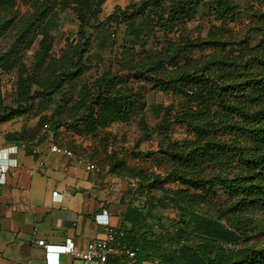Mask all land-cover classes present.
I'll return each instance as SVG.
<instances>
[{
	"label": "trees",
	"instance_id": "obj_1",
	"mask_svg": "<svg viewBox=\"0 0 264 264\" xmlns=\"http://www.w3.org/2000/svg\"><path fill=\"white\" fill-rule=\"evenodd\" d=\"M17 1L0 0V38L11 34L8 48L0 49V124L29 114L38 121L32 133L24 125L6 133V141L41 137L36 128L41 131L45 123L56 131L66 127L96 135L113 123L138 118L145 132L149 128L139 92L147 84L185 99L174 118L165 112L154 130H166L173 122L185 125L192 138L170 140L162 150L172 159V167L165 176L155 174L140 184L152 192L166 182L181 183L184 188L147 198L152 209L175 206L180 217L157 230L141 209L133 217L125 212L121 227L126 236L121 242L135 249L136 257H116L113 264H264V241L250 242L257 234L252 214L264 211V0H139L124 8L115 5L107 19L125 22L133 45L122 47L116 70L109 67L92 81L81 79L90 70L85 56L88 40L52 54V3L22 0L30 9L20 15ZM103 1H97L98 8ZM200 8L209 17L204 35L189 27ZM78 12L83 29L87 20L82 10ZM241 12L250 20L236 29L231 25ZM39 34V47L20 81L17 104L8 106L2 74L22 64L23 53ZM147 36L153 37L154 47L136 49L137 44H146ZM106 40H101L102 47ZM133 79L138 88L132 87ZM64 90L62 99L55 101ZM67 102L72 103L66 106ZM118 162L134 171L125 161ZM220 192L227 198L218 203L217 216L193 207Z\"/></svg>",
	"mask_w": 264,
	"mask_h": 264
},
{
	"label": "rangeland",
	"instance_id": "obj_2",
	"mask_svg": "<svg viewBox=\"0 0 264 264\" xmlns=\"http://www.w3.org/2000/svg\"><path fill=\"white\" fill-rule=\"evenodd\" d=\"M50 1L53 5L51 17L52 24L50 25L49 33L51 35L52 47L51 51L54 55H59L61 50L67 47L68 44L76 42H84L88 40L86 45L87 56L86 63L90 66V70L85 72L81 79L83 81H92L95 77L101 75L109 67L116 70L118 68L117 59L121 56L122 47L124 45H133L129 27L125 22L114 19H107V16L113 11L115 5L126 7L129 2L139 0H104L99 8L96 3L98 0H41ZM93 6V10L91 7ZM15 8L20 15L27 13L30 9L29 4L18 0ZM78 9L85 14L87 24L81 27L82 19L80 18ZM250 20V16L241 12L237 23L231 25L236 29H240L243 24ZM209 17L204 12V8H200L194 20L189 23L194 34H206L208 29ZM83 30V31H82ZM11 34L5 38H0V49H6L10 45ZM69 36L70 39L66 40ZM76 37V41L72 42V38ZM39 34L30 49L23 53L22 64L11 69L9 72L2 74L1 90L3 93L4 102L8 106H16V98L20 91L21 78L25 76L26 70L30 68L33 53L39 47ZM107 38L105 46L100 44L101 40ZM146 44H137L136 49H150L154 47L155 41L152 36L146 37ZM107 42V43H106ZM124 77L133 76L129 72H123ZM132 87L138 88L139 83L132 80ZM67 88V87H66ZM33 86L31 93L35 91ZM66 90L61 94L55 95L54 100L62 99ZM72 93V91H71ZM140 97L145 103L144 117L146 119L148 130L144 132L142 123L138 118L133 119L128 123H113L105 129H99L96 135H88L71 130L70 128L61 127L59 130L52 129L54 139L63 145L70 146L74 152L88 157L106 170L107 175H114L124 180L126 184L125 194L121 201L123 215L125 212H131V217L136 216L138 209L142 210L146 216V221L152 224L157 230L160 227H168L180 217V212L175 206H158L151 208L147 202V198L151 195L160 196L163 192L171 189L184 188L179 182H166L158 189L146 192V189L140 187L152 179L153 175L160 174L165 176L167 171L172 167V159L163 152L162 148L168 145L170 140L183 142L185 139H191L192 134L185 125L171 123L168 129L154 130V127L160 125L163 121L164 113L167 112L172 120L175 114L180 110L185 102V99L173 95L172 93L154 90L151 84H147L145 88H141ZM70 96V95H69ZM66 96L63 103H66ZM39 98L34 101L33 109ZM72 102H67L69 106ZM52 105L48 112L52 111ZM38 117L33 114L23 115L12 120L11 128H17L21 125H26L29 132L32 133ZM37 133L40 132L36 128ZM168 133V136L165 135ZM118 161H125L134 171L125 170ZM116 164L113 168L111 164ZM119 163V164H118ZM124 175H120V174ZM137 188V189H136ZM136 189V190H135ZM227 197L220 192L219 195L211 199L205 204H194L193 207L207 214L218 215V203L224 201ZM122 215V216H123ZM255 228V236L250 238V242L264 241V211H255L252 214ZM128 227H131L132 222H127ZM144 264H152L145 262Z\"/></svg>",
	"mask_w": 264,
	"mask_h": 264
},
{
	"label": "crops",
	"instance_id": "obj_3",
	"mask_svg": "<svg viewBox=\"0 0 264 264\" xmlns=\"http://www.w3.org/2000/svg\"><path fill=\"white\" fill-rule=\"evenodd\" d=\"M11 123L0 124V154L8 166L0 183V264H82L71 254L47 252L44 244L84 248L105 236L106 218L121 227L124 180L86 156L50 152L47 137L6 141V133L24 126ZM91 162L95 169L87 168Z\"/></svg>",
	"mask_w": 264,
	"mask_h": 264
},
{
	"label": "built area",
	"instance_id": "obj_4",
	"mask_svg": "<svg viewBox=\"0 0 264 264\" xmlns=\"http://www.w3.org/2000/svg\"><path fill=\"white\" fill-rule=\"evenodd\" d=\"M42 137H47L49 142V150L52 153L64 155L66 157L75 156V152L67 145L58 143L54 139V133L48 123H45L40 131ZM2 154H0V183H5L7 180L8 166L2 163ZM88 169H95L94 163L87 164ZM105 236L91 240L84 248H75L69 244L52 245L44 244L47 252L67 253L80 259L82 264H113V259L116 257L127 256L135 259L136 250L121 242L126 236V230L123 227L113 225L108 218L103 222ZM155 264V262H152Z\"/></svg>",
	"mask_w": 264,
	"mask_h": 264
},
{
	"label": "water",
	"instance_id": "obj_5",
	"mask_svg": "<svg viewBox=\"0 0 264 264\" xmlns=\"http://www.w3.org/2000/svg\"><path fill=\"white\" fill-rule=\"evenodd\" d=\"M69 39H70V37L67 36V37H66V40H69ZM75 41H76V37H73V38H72V42H75Z\"/></svg>",
	"mask_w": 264,
	"mask_h": 264
}]
</instances>
